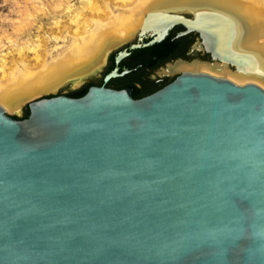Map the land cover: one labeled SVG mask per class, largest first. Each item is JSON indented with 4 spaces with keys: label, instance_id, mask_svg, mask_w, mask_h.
<instances>
[{
    "label": "water",
    "instance_id": "1",
    "mask_svg": "<svg viewBox=\"0 0 264 264\" xmlns=\"http://www.w3.org/2000/svg\"><path fill=\"white\" fill-rule=\"evenodd\" d=\"M214 13L151 31L148 16L131 47L182 23L214 60L248 65ZM132 90L44 95L27 115L0 104V264H264V87L197 68Z\"/></svg>",
    "mask_w": 264,
    "mask_h": 264
},
{
    "label": "bare ground",
    "instance_id": "2",
    "mask_svg": "<svg viewBox=\"0 0 264 264\" xmlns=\"http://www.w3.org/2000/svg\"><path fill=\"white\" fill-rule=\"evenodd\" d=\"M32 4L33 9L29 2L20 7L19 19L24 17L28 25L36 20V15L53 16L50 32L56 28L53 36L63 39L69 34L70 43L54 54L48 50L46 43L40 42L39 37L36 42L26 38L19 41L18 57L12 60L8 68L5 67L6 58L1 57L0 104L7 111L21 109L26 99L56 90L68 79L77 83L84 76L87 78L86 75L104 65L114 46L139 34L141 27L146 25L148 16L150 18L147 26H150L151 31L160 29L159 26L167 20L170 12H196L200 9H215L232 17L237 25V35L234 37L232 26V34L228 38L229 47L235 51L238 48L253 53L256 63L251 54L237 50L245 57L247 54L245 61L248 65L245 63L242 68L232 67L226 59H215V62L207 61L208 63L177 61L169 66L168 71L206 69L212 74L239 82L253 80L264 87V0H82V3L74 6L68 0H53L47 4L37 0ZM67 7L72 12L67 13ZM64 14H68V24ZM220 17L235 23L226 15ZM69 24L74 26L69 28ZM15 26L20 33L29 28V25L23 27L21 21ZM42 38L46 40L47 37L43 35ZM29 50L34 52V60L29 59Z\"/></svg>",
    "mask_w": 264,
    "mask_h": 264
},
{
    "label": "flooded vegetation",
    "instance_id": "3",
    "mask_svg": "<svg viewBox=\"0 0 264 264\" xmlns=\"http://www.w3.org/2000/svg\"><path fill=\"white\" fill-rule=\"evenodd\" d=\"M184 29L185 25L182 23H178L171 27L166 36L169 35V37L172 38L175 46L167 52V54H163L160 50L155 49L151 45L152 43L149 45L131 47L132 43L144 42L151 37V34L147 32L146 35L143 36L144 38L142 37L139 39V34H137L134 40L126 42L123 47L121 46L109 54L107 70L104 71L100 79L93 80L90 85L104 84L105 86L109 85L119 88L131 87L133 88V95L136 94L141 97L174 79L181 70L168 71V68L170 65L176 64L177 61L191 62L197 58L201 61H214L212 52L206 47L204 39H202L199 31L193 30L181 34L180 32ZM144 46L145 48H143ZM121 49H127L129 53L117 61L116 56ZM116 64H119L118 70L120 73L104 80V75ZM63 92L67 93V91Z\"/></svg>",
    "mask_w": 264,
    "mask_h": 264
},
{
    "label": "rangeland",
    "instance_id": "4",
    "mask_svg": "<svg viewBox=\"0 0 264 264\" xmlns=\"http://www.w3.org/2000/svg\"><path fill=\"white\" fill-rule=\"evenodd\" d=\"M33 1H37V0H28V1L27 0H0V35H1L0 36V39H1V41H0V62L2 61L1 57L6 58V65H5V67H7V68L9 67V65L12 64V60L14 58L18 57L19 51L17 49V45L19 44V41L20 40L22 42L26 38H29V39L31 38L33 41H35L37 39V37H39L40 38V42H42L43 44L46 43L48 50H50L54 54H56L62 48H64L65 46H67L68 43H70V35L69 34L67 36H65L66 38L64 37V39H63L61 37H57L56 38V37L53 36L54 32H56V30H55L56 28H53L54 30H51V32H50L49 26L52 24L51 23V20L53 19V16H50V17L49 16L41 17L40 15H36V20L33 23L28 24L29 25V28L27 30H25L22 33L18 32L17 31L18 29L16 30L15 24L17 22H19V21L22 22V26L23 27L24 26L25 27H28V25H26L27 24V21H26V19L24 17L21 18V19H19V17H21L20 7L24 3L29 2L32 5L31 7L33 9V4H32ZM41 1H43V2H45L47 4L49 2H52L53 0H41ZM68 1H69V3L72 4V6H74L76 4L78 5V4L82 3V0H68ZM212 10L216 14H220L221 16L222 15H226L227 17H230L226 12L219 11V10H215V9H212ZM66 11H67V13L68 12H72V10L69 9V7L66 8ZM184 13L187 14V15H192L191 14V11H186V12L184 11ZM215 13H214V15L213 14H211V15L212 16H216ZM65 14H66V12H65ZM67 16H68V14L64 16V18L67 19L66 20V24L69 23V18ZM230 18L233 19L232 17H230ZM233 21H234V19H233ZM40 24H41V26H39ZM73 26H74V24H72L71 26H70V24L68 25L69 28H71ZM233 27H234V37H235L237 35V25H236V22L233 24ZM52 31H53V33H52ZM65 31L66 30H64V32ZM4 33H5V35H4ZM24 33H25V35H24ZM19 35H21V36H19ZM43 35H46V37H47L46 40L42 38ZM68 36H69V38H67ZM134 38L135 37H132L128 41L134 40ZM10 39H15V41L12 42ZM60 39H62V40H60ZM36 41H38V40H36ZM128 41H126V42H128ZM126 42L120 43V44L114 46L110 50L109 54L112 51L117 50L121 46L123 47ZM232 47L234 49H236L234 46H232ZM237 50H239L241 52H246V51H242L241 49H238V48L236 49V51ZM246 53L251 54L253 56V59L255 60V63H256V56L253 53H251V52H246ZM108 57H109V55H108ZM108 57H107V61L102 66L103 68L100 67L101 69L99 68L96 71H94L93 73H90V74L86 75L87 78H85V76H84L77 83H73L70 79H68L64 83H62V85L59 86V88L56 89V90L46 91V92L41 93L40 95L38 94V95L34 96L33 98L30 97V98L26 99L23 102L21 109L9 111L10 114H17L18 115V114L24 113L25 108H26V105L28 104V100H30V99L32 100V99H35V98H38V97H41V96H44V95L58 94V93H61L63 91H68V90H70V89H72L74 87H76V88L77 87H80L81 85L90 83L93 80L100 79L102 77L104 71L107 70ZM29 59H33L34 60V52H32V50H29ZM193 61L194 62L195 61L198 62V61H201V60L199 58H197V59H194ZM193 61H191V62L186 61V62L192 63ZM201 62L208 63L207 61H201ZM229 68L230 69H234V68H232L230 66H229Z\"/></svg>",
    "mask_w": 264,
    "mask_h": 264
},
{
    "label": "trees",
    "instance_id": "5",
    "mask_svg": "<svg viewBox=\"0 0 264 264\" xmlns=\"http://www.w3.org/2000/svg\"><path fill=\"white\" fill-rule=\"evenodd\" d=\"M174 44H175L174 41L168 35V36H165L162 39L152 43L151 45L155 49L160 50V52H162L163 54H167V52H169L172 48H174V46H175ZM143 48H145V46ZM92 82H90V83H92ZM90 83L81 85L80 87H77V88L74 87V88L68 90L67 93L73 94L76 96L83 95L88 90V88H89L88 85H90ZM50 95H54V94H50ZM134 96L139 97L136 94H134ZM29 112H30V107H29V104H27L24 113H22L21 115H27Z\"/></svg>",
    "mask_w": 264,
    "mask_h": 264
}]
</instances>
